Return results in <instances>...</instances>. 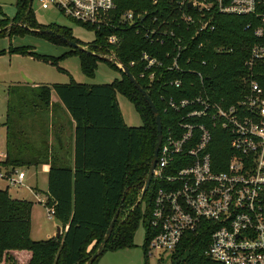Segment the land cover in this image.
<instances>
[{"label": "trees", "instance_id": "trees-1", "mask_svg": "<svg viewBox=\"0 0 264 264\" xmlns=\"http://www.w3.org/2000/svg\"><path fill=\"white\" fill-rule=\"evenodd\" d=\"M30 2L17 0L15 15L11 19L7 15L0 17V37L33 33L56 45H68L58 35L61 34L97 53H114L129 67L153 99L165 132L168 125H177L178 116L168 106L170 98L179 101L205 92L226 107L241 100L249 91V69L245 63L249 57V47L257 41L254 30L246 29L252 18L250 16L215 12V28L202 31L181 53L180 69L170 70L169 64L177 53L173 40L167 38L163 43L151 42L138 24L124 23L121 18L126 10L147 11L146 17L142 18L144 24L151 27L160 25L163 29H173L179 35L190 36L197 26L180 19L181 12L175 7L171 9L169 0H161L155 6L151 0H117V8L107 15L101 25L73 20L95 32L94 40L90 43L76 38L72 29L66 26L40 23ZM154 18L157 20L153 21ZM20 23L30 28L52 31L34 32ZM112 35L118 37L115 44L109 42ZM8 51L58 65L59 58L40 54L29 46H12ZM144 52L163 63V66L155 69L154 79L149 76L151 70L146 71V64L142 60ZM4 53L5 50L0 51V55ZM68 56L79 57L81 69L88 77L95 75L98 62L102 61L85 50L73 47L62 58ZM131 61L135 65L130 66ZM106 62L121 72V78L99 84L80 83L71 78L68 83L38 87L15 84L9 88L4 123L7 127L6 155L0 159V169L10 172V169L15 171L17 168L39 166L53 157L47 140L35 150L36 154L33 148L31 153L26 154L24 146L28 144V137L24 129L18 128L23 118V103L30 102L36 111H50L52 92L76 123L75 165L71 167L60 165L53 159L51 161L47 206L54 207L55 218L66 227L64 234L58 238L32 239L34 202L12 197L10 186L0 189V264H86L103 241L123 197L125 200L105 250L91 264H96L108 251L133 247L141 224L146 231L145 262L149 264L148 244L154 235L150 221L159 184L152 180L143 197L141 191L157 142V123L142 93L116 64ZM58 68L67 72L60 66ZM143 72L146 74L142 77ZM176 79L182 81L180 87L173 84ZM117 93L126 96L136 106L143 121L141 126L126 124ZM213 133L209 151L213 166L220 171L227 168L231 156L236 152L231 146V138L225 135L220 126L216 125ZM210 226L211 222L204 221L197 231L187 233L171 256L172 264L206 262L208 258L204 251L213 231ZM21 255L25 257L24 261Z\"/></svg>", "mask_w": 264, "mask_h": 264}, {"label": "built area", "instance_id": "built-area-1", "mask_svg": "<svg viewBox=\"0 0 264 264\" xmlns=\"http://www.w3.org/2000/svg\"><path fill=\"white\" fill-rule=\"evenodd\" d=\"M160 1L151 0L154 6ZM169 2L171 9L175 7L181 12L180 19L197 26L193 34L179 35L173 29L144 24L142 18L147 11L126 10L121 18L124 23L138 24L151 42L173 40L177 53L169 64L170 70L180 69L181 53L202 31L215 28V12L252 17L246 29L254 30L257 41L249 47L245 63L249 69V91L238 102L225 107L205 92L179 101L170 98L168 106L178 118L177 125H168L166 132L163 129L153 175L159 186L150 221L154 235L148 244V254L155 251L160 257L163 254L171 257L185 235L197 231L207 221L213 231L204 251L208 260L202 264H264V0ZM40 3L45 10L55 9L76 22L91 25H101L117 8V0H40ZM117 41L116 35L109 37L111 44ZM142 60L154 79L155 69L163 66L162 61L147 52ZM117 65L122 67L118 61ZM173 84L180 87L182 81L176 79ZM216 125L229 135L236 152L227 168L220 171L213 166L209 151ZM14 175L0 169V181H6L7 186H25L26 172L16 170ZM35 195L47 206L46 197ZM48 207L51 218L55 209Z\"/></svg>", "mask_w": 264, "mask_h": 264}, {"label": "rangeland", "instance_id": "rangeland-1", "mask_svg": "<svg viewBox=\"0 0 264 264\" xmlns=\"http://www.w3.org/2000/svg\"><path fill=\"white\" fill-rule=\"evenodd\" d=\"M16 1L17 0H0V17L7 15L11 19L16 13ZM32 1L33 12L40 23H56L61 26H66L72 29L73 35L76 38L85 43H90L94 40V31L79 25L55 9H43L40 0ZM12 46H29L40 54L59 58L58 65L36 60L29 55L10 53L8 50ZM1 50H5L6 53L0 55V150L5 147L6 142L7 127L4 123L7 118L9 88L12 85L20 84L21 82L27 85L28 82L25 80V76L32 79L33 83H31V86L36 87L40 85H51L54 83H68L71 81V78L77 82L86 84L111 83L115 79L121 78V72L103 60L98 62L95 75L93 77H88L81 69L79 57L68 56L62 58L65 53L70 52L71 47L69 45H56L33 33L0 37V51ZM58 66L67 72L61 71ZM54 96L56 100L58 96L55 93ZM117 101L128 126L139 127L143 124L141 115L136 106L126 96L117 93ZM54 103L57 112L62 103L59 98ZM21 109H23V118L20 124H18V128L22 130L24 129V132L28 137V144L24 146L26 154L31 153L32 148L34 154H36L35 150L43 145L44 140H47L48 136L54 132V129H57L58 126H60L63 131L69 129V121L63 117L62 110L59 112L58 125L56 118L51 112L36 111L30 102L27 103V101H25ZM1 158L2 157H0V159ZM16 170L18 172L26 171L28 176L25 180V184H32L31 188L33 189V192L30 189H27L26 186H10L9 188L12 197L31 199L35 202L32 210V237L34 239H48L50 237H55L58 233L55 216L49 218V207L39 202L34 196V192L37 193L38 191L42 197H46L48 191L47 176H43L42 174L35 176L34 170L29 167L17 168ZM16 170L13 171L10 169V174L13 176ZM6 186V181H0V189H5ZM145 239V227L141 224L135 234L133 247L114 252L108 251L104 253L96 264H146L144 248ZM20 257L21 260L24 261L25 257L23 255ZM149 264H172V262L169 254H163L162 257H160L158 252L154 251L149 257Z\"/></svg>", "mask_w": 264, "mask_h": 264}, {"label": "water", "instance_id": "water-1", "mask_svg": "<svg viewBox=\"0 0 264 264\" xmlns=\"http://www.w3.org/2000/svg\"><path fill=\"white\" fill-rule=\"evenodd\" d=\"M32 2L33 1L31 0L30 6H32ZM190 6H191V4H190ZM20 25H22L26 29H29V30L34 31V32H40L41 33V32H45V31H52V30H45V29H38V28H30L29 26L24 25L23 23H20ZM58 35L69 46H71L73 48H78L80 50H85L88 53L97 56L101 60L113 62L116 65H117V61L120 62L122 67H119V68L126 74V76L129 78V80L134 84V86L142 93V95L145 97L147 103L149 104L150 108L152 109V112L154 114V117H155L156 123H157L158 134H157V142H156V145H155L154 154H153V158H152V161H151L149 173H148V175H147V177L145 179V183H144V186H143L142 191H141V197H143L145 195V193L148 191V189H149V187L151 185V182L153 180L154 170H155L156 163H157V160H158V152H159V149H160L161 140H162V134H163L162 118H161L160 112L158 111L157 106L155 105L153 99L148 94V92L141 86V84L138 82L136 77L132 74V72L130 71L129 67L127 65H125L122 61H120L119 58L115 54H100V53H97L95 51H92V50L88 49L86 46L81 45V44L77 43L76 41H73L71 39H68V38L62 36L61 34H58ZM25 80L28 83H30V84L33 82V80L28 78L27 76H25ZM124 200H125V197L122 198L121 206H122ZM139 201H141V200H139ZM121 206L117 210L116 214L114 215V217H113V219H112V221L110 223V226L108 227V230H107V232L105 234V237H104L103 241L101 242V244L99 245L97 251L91 256V258L88 260V262L86 264H91L92 262H94L98 257H100L103 254V252L105 250V245H106L108 239L110 238V236L112 234V231L114 229L115 223H116V221H117V219L119 217ZM57 229H58V233H57L56 237L58 238L60 236V234H61L60 226H57Z\"/></svg>", "mask_w": 264, "mask_h": 264}, {"label": "crops", "instance_id": "crops-1", "mask_svg": "<svg viewBox=\"0 0 264 264\" xmlns=\"http://www.w3.org/2000/svg\"><path fill=\"white\" fill-rule=\"evenodd\" d=\"M19 85H25V84H23V82H21ZM57 100H58V98L55 100L54 92H52L51 101H52L53 105H52L49 112L52 113V115L56 118V120L58 122L59 121V112L62 110L61 112H62L63 117L69 121V129H66L65 131H63L62 128L60 126H58L57 129H54V132H52L48 136L47 141H48L50 149L53 150L52 151L53 157H50L48 161L43 162L39 166H30L29 167V168H32L34 170L35 176L42 174L43 176H47V178H48L52 159L54 162H56L60 165H62V164L70 165L71 167H74V165H75L74 135H75L76 123L72 119V117L70 116V114L68 113V111L65 109L64 106L60 105L58 108L59 111L56 112V109L54 107V105H55L54 102H56ZM57 124L59 125V122ZM5 155H6V142H5V147L0 150V157H2L1 159H4ZM27 176L28 175L26 172L25 180L27 179ZM24 183H25V181H24ZM31 185H30V183H29V185L25 184L26 188L30 189V190L32 189ZM47 187H48V185H47ZM37 193L40 194L38 191H37ZM34 196L37 199L35 193H34ZM46 198H47V195H46ZM28 200H31V199H28ZM31 201L34 202V200H31ZM34 204H35V202H34ZM32 215H33V211H32ZM31 222H32V217H31ZM57 226H60L61 235H63L65 230H66V227H64L58 220H57ZM32 233H33V225H31V237H32ZM48 236H50V235H48ZM32 239H34V238L32 237ZM34 240H42V239H34Z\"/></svg>", "mask_w": 264, "mask_h": 264}]
</instances>
